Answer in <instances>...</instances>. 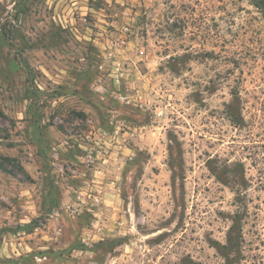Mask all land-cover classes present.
Returning a JSON list of instances; mask_svg holds the SVG:
<instances>
[{"label":"rangeland","instance_id":"374dc122","mask_svg":"<svg viewBox=\"0 0 264 264\" xmlns=\"http://www.w3.org/2000/svg\"><path fill=\"white\" fill-rule=\"evenodd\" d=\"M0 264H264V0H0Z\"/></svg>","mask_w":264,"mask_h":264},{"label":"trees","instance_id":"16d2710c","mask_svg":"<svg viewBox=\"0 0 264 264\" xmlns=\"http://www.w3.org/2000/svg\"><path fill=\"white\" fill-rule=\"evenodd\" d=\"M1 167V169L3 170V171H5V172H9L3 165H1L0 166Z\"/></svg>","mask_w":264,"mask_h":264}]
</instances>
